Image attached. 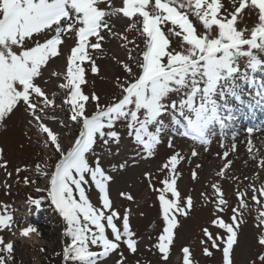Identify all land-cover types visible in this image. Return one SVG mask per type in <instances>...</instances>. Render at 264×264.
I'll list each match as a JSON object with an SVG mask.
<instances>
[{"label":"snow or ice","instance_id":"obj_1","mask_svg":"<svg viewBox=\"0 0 264 264\" xmlns=\"http://www.w3.org/2000/svg\"><path fill=\"white\" fill-rule=\"evenodd\" d=\"M221 7L219 0H211L210 3L208 0H194L195 10L193 0H154V3L151 0H122V7L119 8L113 6L112 0H0V121L23 103L39 131L45 134V145L59 154L50 173L44 170L47 165H37V172L49 177V183L45 189L37 188L36 191H47V197H29L28 204L40 209L45 200L50 201L62 217L66 224L64 236L70 240L63 248L65 264H104L105 259L120 250L121 244L132 253L138 250L127 210L122 217V228L116 223L121 219L120 214L112 209L107 193V182L112 177L101 167L99 156L94 166L86 156L93 152L98 140L103 141L104 146L120 142V133L115 129L118 122H123L128 137L136 145V155L151 156L165 135L175 133L207 144L215 126L224 128L225 119H232L230 114L227 117L221 114L223 105L216 97L218 95L223 100L230 95L236 100L241 99L236 84L238 74L240 79L253 82L239 67L243 58H247L245 66L252 71L264 64V60L256 54L264 53V0H250L247 4L249 10L258 9L259 23L251 29V38H246L234 26L237 20L235 13L245 9V0H240L239 7L226 22L217 18ZM189 12L202 23L204 34H197L188 18ZM117 14L130 18L129 27L139 31L143 48L135 57L129 50L131 63L123 64L124 71L133 79L124 83L118 81L119 97L101 105L98 95H85L81 91L83 69L76 62L87 59L91 61V71H98L86 49L101 48L105 33L112 34L109 20ZM169 22L171 27H168ZM213 26L218 28V35H213ZM40 34L46 36L43 42L36 41L34 46H26L28 40ZM69 36L75 37V46L67 56V73L64 76L67 83L59 85L67 91V95L57 105L56 93L50 99L35 81L42 77L49 58L61 54L60 46ZM171 37L181 38L178 50L171 47ZM90 38L96 42L92 43ZM244 46H248L247 50ZM131 65H135L137 71L134 72ZM51 75L59 78L61 73L53 72ZM258 95L260 100L256 103H264V91ZM90 102H95L96 110L88 115L86 105ZM38 103L42 107L38 108ZM50 107H66L70 120L80 126L74 143L66 151L59 135L43 122L40 115ZM166 119L170 121L167 126ZM168 146H173L171 139ZM191 154L196 156L197 152L193 149ZM224 156L227 157L228 153L225 152ZM178 159L183 157L179 153L173 154L164 168L175 173ZM125 166L126 163L120 165L122 168ZM227 167L228 164H225ZM193 176L195 178V172ZM86 177H90L91 184L99 192L101 208H96L86 196L85 186L89 185ZM24 183L35 181L25 178ZM163 184L164 187L158 190V199L165 226L153 247L163 254L166 261L169 245L173 243L175 214L186 215L192 200L188 197L182 207L176 200L167 199L166 193L170 192L172 197H178L179 193L174 179L166 178ZM212 188L218 194L217 210L222 212L227 202L217 185H212ZM261 190L264 195V185H261ZM244 195L239 192L238 198ZM126 198L133 199L131 195ZM251 199L257 200L255 191ZM241 207L247 208L242 200ZM3 209L0 212V228L11 229L15 223L13 216L7 205ZM236 213L237 209H233L234 221ZM260 223L264 225V212L260 214ZM212 224L226 230L223 264H232L230 252L238 243L235 227L219 217L212 220ZM106 229H110L112 238H109ZM31 233L39 235L32 225L21 228L19 232L21 237L28 238ZM204 235L212 242L213 248L219 246L217 240L223 239L220 236L213 238L207 228ZM259 245L264 246V235L260 236ZM90 246L100 251H92ZM12 251L13 244L0 238V264H14ZM182 251L183 264H191L189 248L184 247ZM204 253L212 254L207 247ZM117 264H126L122 253ZM256 264H264V254L258 257Z\"/></svg>","mask_w":264,"mask_h":264},{"label":"rangeland","instance_id":"obj_2","mask_svg":"<svg viewBox=\"0 0 264 264\" xmlns=\"http://www.w3.org/2000/svg\"><path fill=\"white\" fill-rule=\"evenodd\" d=\"M112 3L115 8L122 7V0H112ZM151 3H154V0H151ZM219 3L222 7L217 18L226 22L227 19H231L236 7H239L240 0H219ZM245 3V9H242L241 13H235L237 20L234 26L237 31L245 34L246 38H251V29L259 23L258 9H248L247 4L250 0H245ZM187 14L197 34H204L202 23L191 12ZM109 23L112 34L105 33L101 48L86 49L98 71L96 73L91 71V61L87 59L76 62L83 69L81 91L85 95L92 93L98 95L101 105H107L113 102V97H119L118 81L124 83L133 79L124 71L123 64L131 63L128 59L129 50L135 57L139 49L143 48L139 31L129 27L130 18L117 14L110 18ZM168 27H171L170 22ZM213 27L215 29L213 35H218V28ZM125 36L127 39H124ZM45 38L43 34L34 35L33 39L26 42V46H34L36 41L43 42ZM170 39L171 47L178 50L181 38ZM90 40L92 43L96 42L94 38ZM74 46V36L64 38V43L60 46L61 54L49 58L42 77L35 81L50 99L53 98V93H56L57 105H60L67 95V91L61 89L59 85L67 83L64 79L67 73V56L71 54V48ZM247 47L244 46V50H247ZM256 54L259 59L264 60V53ZM246 62L247 58H243L239 67L253 82L240 79L238 74L236 84L239 86L237 91L241 99L236 100L235 97L226 95L221 100L217 95L218 103L223 105L221 114L224 117L230 114L232 119H225L224 128L216 125L208 137L207 144L173 133L163 137L162 143L154 149L151 156L147 154L137 156L136 145L128 137L126 127L123 122H118L115 129L120 133V142H110L104 146L103 141L98 140L93 152L86 154L92 166L99 156L101 167L112 177L107 182V193L112 209L120 214L121 219L116 223L122 228V217L127 210L130 228L138 241V250L135 253L121 244L120 250L105 259L104 264H117L121 253L126 264H183L184 247L190 250L191 264H223L224 240L228 234L225 229L212 224V220L217 217L225 223L234 225L237 232L238 243L233 245L234 250L230 252L232 264H256L258 257L264 254V246L259 245L260 236L264 235V225L260 223V214L264 212V195L261 194V185H264V131L261 129L260 117L249 124L242 118L243 114L257 115L258 110L264 114V103H256L260 100L258 93L264 91V79H261L264 77V64L256 71H252L245 66ZM131 66L134 72L137 71L135 65ZM53 72L61 75L57 78L51 75ZM39 107H42V104L38 103ZM95 110V102L87 103L88 115ZM40 115L43 122L59 135L65 151L71 147L79 134L80 126L70 120L67 108L50 107ZM165 123L167 126L170 121L166 119ZM169 139L172 140V147L168 146ZM193 149L197 152L196 156L191 154ZM225 152L228 153L227 157L224 156ZM176 153L183 159H178L176 171L172 173L164 168V165ZM58 158L59 154L54 148L45 145V134L39 131L36 121L27 112L23 103L0 121V212L4 210L3 206L7 205L15 222L11 229L0 228V238L5 243L13 244L14 264H65L63 248L70 240L64 236L66 224L62 217L55 207L50 205V201L45 200L40 209L28 204L29 197H47V191H36L37 188L45 189L49 183V177L37 172V165H47L44 170L50 173L54 170ZM125 163V167H120ZM225 164H228L227 168ZM17 169H20L19 173ZM145 173L150 175L146 176ZM25 178L35 183L25 184ZM166 178L174 179V186L179 193L178 197H172L168 192L166 198L176 200L183 207L186 199L191 197L192 206L186 215L175 214L173 243L169 245L165 261L163 254L153 245L165 226L158 190L164 187L163 181ZM86 179H89V185L85 186L86 196L91 204L101 208L98 190L91 184L90 177ZM214 184L220 188L227 202L222 212L216 207L218 194H215L212 188ZM254 191L257 195L256 201L251 199ZM239 192L245 195L238 198ZM122 193L125 195H121ZM127 195H131L133 199H127ZM75 198L79 199L78 194ZM241 200L247 204V208L241 207ZM233 209H237L235 221ZM106 214L109 213L106 211ZM29 225L34 226L39 235L31 233L30 238L21 237L20 229ZM205 228L213 238L217 236L223 238L217 240L218 247L213 248L212 242L207 240L204 235ZM106 232L109 238H112L110 229H106ZM205 247L212 253L211 255L204 253ZM90 250L100 251L95 246H90Z\"/></svg>","mask_w":264,"mask_h":264},{"label":"bare ground","instance_id":"obj_3","mask_svg":"<svg viewBox=\"0 0 264 264\" xmlns=\"http://www.w3.org/2000/svg\"><path fill=\"white\" fill-rule=\"evenodd\" d=\"M261 79H264V77H262ZM242 118L246 120L247 124H249L252 121L251 118H249L245 115H242ZM261 121H262V128L261 129L264 131V116H262ZM230 129H232V127ZM262 130H260V131L263 132ZM16 236H18V233H16Z\"/></svg>","mask_w":264,"mask_h":264}]
</instances>
